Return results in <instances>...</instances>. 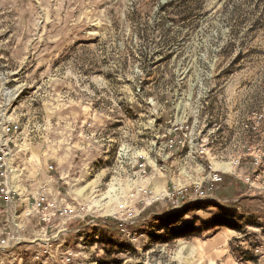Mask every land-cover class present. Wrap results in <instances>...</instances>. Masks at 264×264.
<instances>
[{"label":"rangeland","instance_id":"rangeland-1","mask_svg":"<svg viewBox=\"0 0 264 264\" xmlns=\"http://www.w3.org/2000/svg\"><path fill=\"white\" fill-rule=\"evenodd\" d=\"M254 152L264 0H0V264H264L257 166L240 205L211 182Z\"/></svg>","mask_w":264,"mask_h":264},{"label":"built area","instance_id":"built-area-1","mask_svg":"<svg viewBox=\"0 0 264 264\" xmlns=\"http://www.w3.org/2000/svg\"><path fill=\"white\" fill-rule=\"evenodd\" d=\"M176 135L178 136L175 137ZM201 141L202 143L204 142V140H201ZM196 146L198 145L194 144V140L192 138V130L190 129V127L186 126L184 128L182 125H177L175 128H173L170 131L169 136L167 140L164 142V144L162 142H159V143L157 142V144L154 143V149H155L154 160L156 162H159V160L163 161V160L170 159L171 152L177 148L178 149L180 148L183 151L187 149L188 155H189L193 153V149ZM205 151L206 150H205L204 144H202L198 151L199 153L193 154V158L195 159V161H198L199 157L201 159L204 155H206ZM161 152L163 155L161 154ZM211 182L213 183L212 184L213 187L215 184L222 182V177L220 176L218 172H213V174H211ZM247 182L250 183V180L248 179ZM1 191L3 192L4 190H1ZM173 196L176 198V202L180 204V199L183 200L185 198V190H183L182 188L175 190V192L173 193ZM118 224H119V227L122 229V231L126 230L124 228L125 227L124 224H120V223Z\"/></svg>","mask_w":264,"mask_h":264},{"label":"crops","instance_id":"crops-1","mask_svg":"<svg viewBox=\"0 0 264 264\" xmlns=\"http://www.w3.org/2000/svg\"><path fill=\"white\" fill-rule=\"evenodd\" d=\"M178 135H176L175 137H177ZM165 141H162V143L164 144ZM175 151V152H174ZM183 150H181L180 148L178 149H175L171 152L170 156H171V159H173V162L174 163H181L183 161V159L185 158H188L186 155H183ZM255 153V156L254 158H249V160H245L242 164L244 165V167H241L240 170H243L242 173L239 172V167L238 166H233L231 165L230 166V170L228 172H223L222 170H217L218 172L220 173H228L230 175H233L237 178H239L240 180H244L247 181L248 179L250 180V174L247 173L248 171H252V169L254 170L255 167L252 165H256V169L254 172H259V174H257V176H253L255 178V181L256 182H259L260 183V180L259 179H262L264 180V153H257V152H254ZM257 153V154H256ZM206 157L203 156L201 159H208V154L206 153ZM200 158V157H199ZM170 173H171V170H170ZM172 173L174 175L178 174V171L175 169V170H172ZM248 183V182H247ZM4 219L0 218V231L1 233H3L2 229L5 228V224H4Z\"/></svg>","mask_w":264,"mask_h":264},{"label":"trees","instance_id":"trees-1","mask_svg":"<svg viewBox=\"0 0 264 264\" xmlns=\"http://www.w3.org/2000/svg\"><path fill=\"white\" fill-rule=\"evenodd\" d=\"M220 186V198L224 199L225 197L228 198V200H231L228 204L232 205V206H237L240 205V203L243 202H248L251 199L254 198H250L249 197V184H245L243 181L238 180L237 178H235L234 176H229V175H224L223 179H222V183L218 184ZM240 199L241 201H239V204L237 202H232L235 200ZM114 225L110 222H107V225L109 229L115 230V228H118L116 231L118 233H120L122 231V229L119 228V225L116 221L111 220ZM126 230L132 231L133 227L129 226V225H125L124 227Z\"/></svg>","mask_w":264,"mask_h":264}]
</instances>
